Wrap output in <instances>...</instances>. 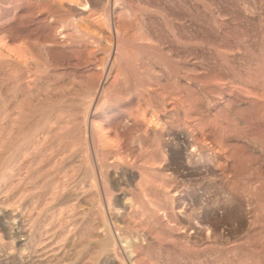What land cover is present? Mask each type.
<instances>
[{"label":"rangeland","instance_id":"rangeland-1","mask_svg":"<svg viewBox=\"0 0 264 264\" xmlns=\"http://www.w3.org/2000/svg\"><path fill=\"white\" fill-rule=\"evenodd\" d=\"M61 1L0 0V264H264V0Z\"/></svg>","mask_w":264,"mask_h":264},{"label":"bare ground","instance_id":"bare-ground-1","mask_svg":"<svg viewBox=\"0 0 264 264\" xmlns=\"http://www.w3.org/2000/svg\"><path fill=\"white\" fill-rule=\"evenodd\" d=\"M58 1H59V0H58ZM60 1H61V0H60ZM71 1L73 2V1H75V0H71ZM77 1H78V0H77ZM50 2H52V1H50ZM61 2H62V1H61ZM69 3H70V2H69ZM85 29H86V28H85ZM3 48H4V47H3ZM150 122H151V120H150ZM150 122H148V123H150Z\"/></svg>","mask_w":264,"mask_h":264}]
</instances>
